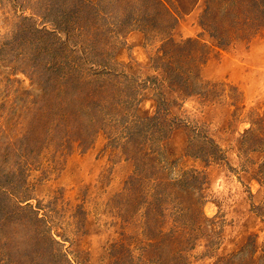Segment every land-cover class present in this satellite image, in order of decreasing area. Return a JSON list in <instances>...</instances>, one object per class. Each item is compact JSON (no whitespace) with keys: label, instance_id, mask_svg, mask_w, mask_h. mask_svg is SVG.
<instances>
[{"label":"rangeland","instance_id":"rangeland-1","mask_svg":"<svg viewBox=\"0 0 264 264\" xmlns=\"http://www.w3.org/2000/svg\"><path fill=\"white\" fill-rule=\"evenodd\" d=\"M0 264H264V0H0Z\"/></svg>","mask_w":264,"mask_h":264}]
</instances>
